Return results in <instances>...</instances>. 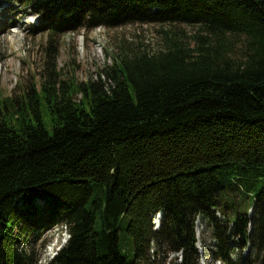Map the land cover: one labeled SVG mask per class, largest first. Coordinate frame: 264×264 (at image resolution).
<instances>
[{"label":"trees","instance_id":"trees-1","mask_svg":"<svg viewBox=\"0 0 264 264\" xmlns=\"http://www.w3.org/2000/svg\"><path fill=\"white\" fill-rule=\"evenodd\" d=\"M8 1L50 39L128 23L197 30L113 55L105 78L0 93V264H145L151 244L199 264L198 216L218 259L237 264V237L243 264H264V0ZM57 225L69 237L42 262L30 242Z\"/></svg>","mask_w":264,"mask_h":264},{"label":"rangeland","instance_id":"rangeland-1","mask_svg":"<svg viewBox=\"0 0 264 264\" xmlns=\"http://www.w3.org/2000/svg\"><path fill=\"white\" fill-rule=\"evenodd\" d=\"M39 22L38 14L32 13L28 7L14 1L0 0L2 96L18 98L31 85L38 87L49 75L57 85L72 78L77 81L97 78L100 73L103 74L106 66L112 64L113 55L132 52L137 48L150 51L162 48L165 29H170L173 35L177 33L187 42H190L189 35L197 30L196 26L188 25L128 23L117 27L79 28L52 35L50 39L47 31L34 29ZM105 77L103 74L102 78ZM259 186L264 187V179L260 180ZM248 201L243 203L247 204ZM243 208L242 204L239 209ZM217 215L224 218L219 212ZM154 220L155 228L159 222L158 217L154 216ZM195 234L199 264H225L216 256L219 248L214 238V226L207 218L197 217ZM66 235L62 225L53 226L40 238H32L30 245L41 261L45 262L58 252L67 239ZM229 242H233L229 247L230 259L243 264L250 253L249 247L241 245L237 237H232ZM123 251L132 256L133 246L124 242ZM149 253L150 258L145 264H176L182 259L181 252H168L163 245L151 244Z\"/></svg>","mask_w":264,"mask_h":264},{"label":"water","instance_id":"water-1","mask_svg":"<svg viewBox=\"0 0 264 264\" xmlns=\"http://www.w3.org/2000/svg\"><path fill=\"white\" fill-rule=\"evenodd\" d=\"M158 217V223L156 224V227L155 228H158L159 226H160V218H161V212H158L156 215H155V217ZM154 222H156V220H154Z\"/></svg>","mask_w":264,"mask_h":264},{"label":"built area","instance_id":"built-area-1","mask_svg":"<svg viewBox=\"0 0 264 264\" xmlns=\"http://www.w3.org/2000/svg\"><path fill=\"white\" fill-rule=\"evenodd\" d=\"M52 256V255H51Z\"/></svg>","mask_w":264,"mask_h":264}]
</instances>
